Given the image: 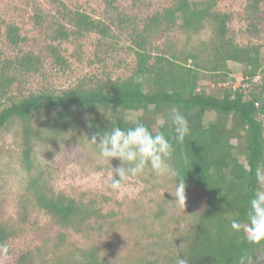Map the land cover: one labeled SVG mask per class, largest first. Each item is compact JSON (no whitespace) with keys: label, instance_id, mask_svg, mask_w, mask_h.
<instances>
[{"label":"trees","instance_id":"obj_1","mask_svg":"<svg viewBox=\"0 0 264 264\" xmlns=\"http://www.w3.org/2000/svg\"><path fill=\"white\" fill-rule=\"evenodd\" d=\"M106 1L117 9L113 7L116 0ZM218 1L175 0L145 18L141 27H132L129 38L135 66L125 79L95 77L61 90L46 87L14 93L11 88L17 82L42 73L44 59L33 51L13 57L2 56L0 51V131L20 124L23 161L32 168L34 142L46 135L57 140L76 132L91 139L98 131L126 129L140 121L153 132L172 136L168 113L179 108L191 131L183 145L173 141L171 163L184 176L187 196L195 199L197 222L178 256L188 264H236L247 252L264 264V242L249 244L242 232L230 227L232 219L245 218L257 187L255 168L264 164V108L254 107L264 98V46L237 44L231 36L232 16L218 10ZM263 5L264 0H250L245 8L249 21L257 20ZM57 12L52 41L96 34L101 45L116 37L115 24L122 32L130 21L118 14L117 22L108 23L63 3L58 4ZM35 18L40 23L42 16L36 14ZM208 27L212 38L199 48L179 50L168 39L175 32L192 38ZM5 36L14 49H20L26 40L15 24L7 25ZM49 52L57 65L67 68L58 46L52 45ZM230 63L242 66L232 77ZM235 77L242 79L238 87L230 83ZM257 77L259 82H255ZM28 188L32 204L61 228L82 232L94 218L103 217L94 205L53 194L38 179L31 180ZM11 237L9 228L0 222V243ZM29 255H22L17 264H26ZM85 255L86 264H105L97 249Z\"/></svg>","mask_w":264,"mask_h":264},{"label":"rangeland","instance_id":"obj_2","mask_svg":"<svg viewBox=\"0 0 264 264\" xmlns=\"http://www.w3.org/2000/svg\"><path fill=\"white\" fill-rule=\"evenodd\" d=\"M174 1L116 0L114 10L106 0H0L2 56L33 51L44 59L41 74L17 82L11 91L28 93L46 87L61 90L95 77L128 78L135 66L129 38L132 27H141L145 18L170 7ZM59 3L108 23L117 22L120 14L130 20L129 27L120 32L115 24L116 37L101 45L96 34L79 40L52 41L50 34L59 16ZM248 3L250 0H219L218 10L232 16L231 36L237 44L264 46V5L257 20L251 22L245 11ZM36 14L42 16L40 23L36 22ZM252 23L255 29L251 28ZM8 24L18 26L26 38L20 49H14L6 39ZM211 38V27L192 38L180 32L168 36L179 50L187 51L199 48ZM52 45L58 46L67 60L66 69L51 57ZM230 68L232 77L242 66L230 63ZM235 78L230 83L238 87L242 79ZM259 80L257 77L255 82ZM89 139L79 137L76 132L65 133L57 140L46 135L34 142L33 167L28 168L23 161L25 146L20 124L0 131V222L12 233L6 242L11 258L4 264H17L26 253L30 254L26 264H86V251L96 249L105 264H175L178 252L195 231L194 197L187 196L185 207L177 206L169 192L174 191L175 180L158 177L151 170L130 180L122 193L112 192L105 183L111 165L101 162ZM112 165L119 167L121 161L114 159ZM33 179H38L53 194L94 205L103 217L94 218L82 232L61 228L32 204L28 185Z\"/></svg>","mask_w":264,"mask_h":264},{"label":"clouds","instance_id":"obj_3","mask_svg":"<svg viewBox=\"0 0 264 264\" xmlns=\"http://www.w3.org/2000/svg\"><path fill=\"white\" fill-rule=\"evenodd\" d=\"M264 98L257 100L254 107H262ZM169 126L174 135L164 132H153L143 122L136 121L133 127L122 129L113 127L103 132L98 131L89 142L95 146L102 163H110L111 167L105 180L106 186L114 193H122L126 184L151 170L158 177L175 180L174 191H169L177 206L186 205L187 193L184 176L179 168L173 166L176 144L183 145L190 134L189 122L179 108L173 107L168 113ZM118 159L121 166L113 167L112 161ZM185 162L187 157L185 155ZM257 187L248 202L243 220L232 219L230 227L235 232H242L249 244L264 242V164L255 168ZM251 254L245 252L237 258L236 264H259ZM11 258L7 243H0V264ZM175 264H188L186 259L178 256Z\"/></svg>","mask_w":264,"mask_h":264}]
</instances>
